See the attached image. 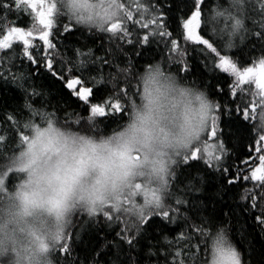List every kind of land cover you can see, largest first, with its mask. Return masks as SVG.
<instances>
[{
    "label": "snow or ice",
    "instance_id": "snow-or-ice-1",
    "mask_svg": "<svg viewBox=\"0 0 264 264\" xmlns=\"http://www.w3.org/2000/svg\"><path fill=\"white\" fill-rule=\"evenodd\" d=\"M204 2L205 0H192L189 12L178 18H170L165 14L159 0L148 4L144 0H130L126 10V22H116L108 26L106 34L109 55L101 58L95 56L92 49L83 51L77 48L71 57L60 53L57 44L50 38L53 36L54 17L60 16L56 0H52L47 5L44 4V0H39V7L37 0H0V37H2L0 53H4L5 49H14L13 41L18 38L23 46V60L26 59L33 66L45 68L58 80L63 81V86L69 93L86 106L87 116L75 115L70 122L77 125L88 123L98 129L104 118L127 111L126 106L139 91L133 83L137 72L132 60L129 59L128 65L122 67L116 63L120 54L127 56L132 52L136 56H141L144 51L152 50L153 45H156L162 56L165 50L167 55L155 66L153 61L147 63L146 72L152 78L164 76V69L171 71L173 66L177 75L187 74L189 72V63L186 59L187 44L192 42L203 53L206 63L211 60L216 74L214 78L218 85L214 93L217 99L214 105L203 103L206 131L201 139V130H192L184 151L180 154V162L185 165L202 162L207 168L226 175L228 184L237 189L234 194L242 204L246 205L247 210L255 213L256 223L264 231V59L259 61L262 68L260 77L255 81H248L245 76L252 74V68H245L241 73L237 63L230 59L215 40L197 35L195 30L199 26ZM75 3L76 0H68L66 7L69 12L74 10ZM245 3L246 0H231L229 8L216 13L217 16L223 17L220 21L223 27L219 29L222 37L225 34H235L241 29L243 24L240 14ZM132 4H135L138 19H134ZM40 7H43L44 11L39 10ZM128 22L138 27L129 28ZM181 27L186 30L183 34L185 42L183 47L176 38L181 35ZM63 31L65 33L70 31L67 25L64 26ZM160 45H163V48H160ZM231 46V40H227L224 49ZM57 61L58 70H54V63ZM90 65L107 67L109 69L107 78L102 74L103 68H97L98 74L93 75ZM229 69L231 73L226 75ZM5 75L13 80L24 79L23 73L13 74L12 67L6 63L4 55H0V76ZM231 77H235V81ZM252 83L255 84V90L250 87H240L242 84ZM101 85H104V88H101ZM107 88H111V91L97 102L98 94ZM25 107L30 112L27 120H17L9 115L8 126H0V165H2L0 166V199L10 200L12 198L10 189L15 185L17 188L15 196L24 197L23 211L24 215H28L30 207L39 206L35 202L30 203L23 192V188L31 183V174L27 182L17 184L20 173L27 168V165L14 169L13 157L4 153L10 145H17V142L28 144L31 148L30 137L26 134V130L31 126L36 129L38 137L48 134L53 131L52 121L56 115L34 108L30 104H26ZM131 107L135 108V104H131ZM44 120L47 121L48 126L41 129L38 127V121ZM229 127L238 132L242 129L244 133L242 139L247 141V150L235 159L230 155L231 149L226 144L224 129ZM124 136L125 132L114 130L113 138L119 141ZM193 138L197 140L195 144L192 143ZM209 142L214 145L212 152L208 151ZM120 155L133 167L143 163L141 150L127 146V142L126 151L121 152ZM173 179L175 180V177ZM249 184L251 187L246 186ZM136 187L139 188L140 185ZM164 188L163 198L157 195L156 191L145 193L146 202L155 205L154 212L145 214L134 204L130 206V210L135 213V220L132 223L125 222L119 206L105 208L96 215L102 214L107 220L119 221L137 231L153 217H159L161 222L167 223H175L178 219H183L185 227L175 237L170 240L167 235L163 236V242L168 245L171 256L169 264H198L200 245L204 244L207 248L209 240L213 245V264H221L225 254L231 258L233 264H241L236 251L225 247L227 231L223 227H217L219 222L216 218L190 219L183 212L186 200L177 194L174 183L168 188L165 181ZM192 188L197 190L198 185L194 183ZM14 219L10 213L7 218L0 216V233L6 234L8 225L13 223ZM69 240L70 236L67 234L56 252L67 253Z\"/></svg>",
    "mask_w": 264,
    "mask_h": 264
},
{
    "label": "clouds",
    "instance_id": "clouds-1",
    "mask_svg": "<svg viewBox=\"0 0 264 264\" xmlns=\"http://www.w3.org/2000/svg\"><path fill=\"white\" fill-rule=\"evenodd\" d=\"M56 3L60 16L97 35L106 34L112 23L126 22L129 7L128 0H76L74 10L69 12L68 0ZM209 23L216 28L213 34L220 37V26L214 21ZM238 32L222 38L233 41ZM146 68L147 65L137 72L133 83L139 91L114 128L77 125L56 116L53 131L48 134L38 137L31 126L26 130L31 148L17 142L11 153L14 169L25 165L27 168L16 183L24 184L31 174V183L23 192L30 203L39 206L30 207L29 214L24 215V197L15 196V185L10 189V200L0 199V216L7 218L10 213L15 218L7 233H0V264H56V249L65 240L77 213L94 217L105 208L119 206L125 222L132 223L135 213L130 210L131 205L145 214L155 211V205L146 202L145 193L156 191L163 198L165 181L171 188L190 133L200 129L202 139L206 131L202 105H214L215 99L196 81L167 68L164 76L152 78ZM47 126L46 120L38 121L39 128ZM114 130L125 132V136L118 141L113 138ZM126 142L141 150L143 163L133 167L121 157ZM196 142L193 138L192 143ZM226 241L225 247L234 249L244 264L243 254L228 232ZM207 250L201 264H213L211 240ZM221 264L233 262L225 254Z\"/></svg>",
    "mask_w": 264,
    "mask_h": 264
},
{
    "label": "trees",
    "instance_id": "trees-1",
    "mask_svg": "<svg viewBox=\"0 0 264 264\" xmlns=\"http://www.w3.org/2000/svg\"><path fill=\"white\" fill-rule=\"evenodd\" d=\"M130 3V0H128ZM146 4L155 3L156 0H144ZM192 0H159L165 14L170 18L190 11ZM231 0H205L201 19L198 27V35L211 38L216 41L221 49L225 50L230 59L237 63L240 72L245 68L261 67L259 61L264 59V0H246L243 11L240 14L243 26L233 39L232 46L224 49L226 41L222 34L216 37L213 33L216 28L209 23L214 21L220 28L223 17L216 15L230 7ZM47 5V4H46ZM134 19L139 17L135 13V4H132ZM214 16H216L214 18ZM30 19V18H29ZM67 25L69 32L63 31ZM129 28L134 26L128 22ZM181 35L177 36L178 42L183 47L184 30L180 28ZM2 38V37H0ZM57 44L61 54L68 57L73 55L77 48L83 51L92 49L97 57H108L107 34H93L76 26L70 19L64 16L54 17L53 36L50 37ZM38 42V41H37ZM42 43V42H39ZM22 44L18 38L13 41L14 49H5V61L12 67V73L24 74L23 80H13L9 76H0V126L7 127L9 115L17 120H27L30 117L26 104L45 112L55 113L57 118L71 121L75 115L86 117V106L69 93L63 86V81L58 80L45 68L33 66L22 58ZM187 61L189 72L180 73L189 80L199 83L207 89L210 97L214 95L218 87L211 60L207 63L203 53L192 42H188ZM163 48V45H160ZM167 55L165 50L164 56ZM164 56L159 48L153 45V49L144 51L143 55L136 56L129 52L127 56L120 54L116 63L122 67L128 65L131 59L136 72L142 71L150 61H162ZM58 61L54 63V70H58ZM93 75H97V68H103V75L107 78L109 69L102 65L89 66ZM173 72L175 67H171ZM262 71V68L260 69ZM229 73L226 75H230ZM235 81V77H231ZM245 84L240 87L245 88ZM104 88V85L100 86ZM111 88L105 89L97 96V102L108 95ZM124 113L110 115L103 119L101 124L105 130L117 126ZM226 144L231 149L233 159L247 150V141L243 140L242 129L238 132L234 128H225ZM16 145L9 146L5 153H11ZM4 153V154H5ZM228 177L223 173L207 168L202 162H192L191 165L178 164L175 175L174 187L178 195L186 200L183 212L190 219L198 217H214L219 222L217 227H223L231 236L232 241L243 254L244 264H264V231L257 225L255 213L247 210L246 205L239 201L234 193L237 189L228 184ZM197 184V190L192 188ZM251 187V185H246ZM242 191V190H241ZM75 221L69 231V250L67 253L56 252V264H169L171 260L168 245L163 242V236L167 235L171 240L185 227V221L178 219L175 223L161 222L159 217H153L148 223L143 224L137 231L119 221H110L103 217L83 218ZM88 219V220H87ZM131 240V243H129ZM196 243V241H193ZM201 253L198 264L206 259L208 250L204 244L200 245ZM194 250V249H193Z\"/></svg>",
    "mask_w": 264,
    "mask_h": 264
},
{
    "label": "rangeland",
    "instance_id": "rangeland-1",
    "mask_svg": "<svg viewBox=\"0 0 264 264\" xmlns=\"http://www.w3.org/2000/svg\"><path fill=\"white\" fill-rule=\"evenodd\" d=\"M50 2H52V0H44V4L46 5V4H48V3H50ZM38 7H39V0H38ZM216 16H214V18H215ZM218 17V16H217ZM200 23V22H199ZM199 27V26H198ZM198 27L196 28V34L198 35ZM184 30V33H186V30L185 29H183ZM172 71V70H171ZM256 80V79H255ZM254 80V81H255ZM247 87L249 88H251L252 90H255V84L254 83H252L251 85H247ZM207 147H208V151L209 152H212V151H214V145L213 144H211V142H209V144L207 145ZM15 151V150H14ZM12 153V152H11ZM11 153L9 152V153H5L4 155H11ZM99 215V214H98ZM98 215H95L94 217L93 216H89V215H87L86 213H77L74 217H73V221H72V224L70 225V229L74 226V223H75V221H77L78 219H82L81 218V216H83V218L85 217V218H93V219H96V218H98ZM88 220V219H87Z\"/></svg>",
    "mask_w": 264,
    "mask_h": 264
},
{
    "label": "flooded vegetation",
    "instance_id": "flooded-vegetation-1",
    "mask_svg": "<svg viewBox=\"0 0 264 264\" xmlns=\"http://www.w3.org/2000/svg\"><path fill=\"white\" fill-rule=\"evenodd\" d=\"M37 3H38V0H37ZM39 10L44 11V8L40 7ZM252 69H253L252 75L254 76V79H258L260 77V72H259L258 67H255V68H252Z\"/></svg>",
    "mask_w": 264,
    "mask_h": 264
}]
</instances>
